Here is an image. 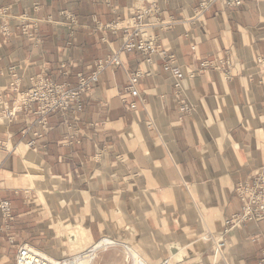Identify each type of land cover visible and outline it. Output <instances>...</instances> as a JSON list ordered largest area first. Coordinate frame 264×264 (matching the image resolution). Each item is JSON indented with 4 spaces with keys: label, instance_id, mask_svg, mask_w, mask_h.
<instances>
[{
    "label": "crops",
    "instance_id": "1",
    "mask_svg": "<svg viewBox=\"0 0 264 264\" xmlns=\"http://www.w3.org/2000/svg\"><path fill=\"white\" fill-rule=\"evenodd\" d=\"M201 1L0 0L9 14L0 27L11 31L0 34V199L14 216L9 229L0 226V257L14 250V262L30 242L56 256L80 231L86 247L109 237L147 264H261L264 221L231 230L221 254L213 250L241 208L235 186L264 168V71L255 61L264 56V0L215 1L196 16ZM149 5L157 8L145 19L150 34L187 73L179 86L160 56L122 51V64L106 67L83 95V110L50 114L28 145L38 129L32 112L5 116L17 95L11 73L21 89L38 76L73 86L119 50L122 27ZM226 55L230 79L211 69L189 75L200 59ZM136 70L141 99L123 93Z\"/></svg>",
    "mask_w": 264,
    "mask_h": 264
},
{
    "label": "built area",
    "instance_id": "2",
    "mask_svg": "<svg viewBox=\"0 0 264 264\" xmlns=\"http://www.w3.org/2000/svg\"><path fill=\"white\" fill-rule=\"evenodd\" d=\"M215 1H222L229 7H238L243 2V0H203L195 10L196 16L205 13L210 4ZM156 13L157 8L153 5L135 8L131 14L130 21L126 26L122 27L123 42L119 50L107 58L97 60L90 74H78L77 81L73 86L66 83H58L48 76H38L32 78L31 84L27 88L21 89V83L15 72L11 73L10 90L16 92L17 95L11 100L10 106L5 110V116L12 120L20 113L32 112L38 129L32 132L33 136L28 141V145L33 146L35 144L34 139L46 132L48 128L47 119L50 114L67 111L81 112L84 106L83 95L98 82L101 72L106 67L120 66L122 64L119 56L122 51L139 52L146 55L148 59L153 55L160 56L162 59V70L174 78L176 87L179 86V82L187 73L175 64L174 54L163 48L157 37L150 34V24L145 21L148 16ZM8 16V9L1 6L0 18H7ZM66 17L70 20L72 26L76 25V19L72 14L66 15ZM22 31L24 33L27 32L25 26ZM0 34L4 37H8L11 34L8 23H3L0 27ZM191 49H194V46ZM255 61L264 71V56H257ZM209 69L219 71L226 79H230L233 75L232 60L228 55L200 59L196 69L189 72V75L201 74ZM10 70H13V68L10 67ZM142 75L143 73L139 70L130 72L128 74V82L123 88V93L141 99V94L136 84ZM125 104L130 109L136 108L135 102H125ZM180 107L183 111L189 110V105L184 101H181ZM26 132V129L22 131L23 134H26ZM73 139V135H68L66 142L70 144ZM235 192L241 201V208L237 213L225 219L222 236L216 240L214 246V256L221 254L225 246V236L231 230L240 228L250 222L264 221V168L257 170L249 181L236 185ZM13 220L12 202L8 199H0V226L3 229H9ZM255 240H257V237L252 239V241ZM89 254L90 250L86 249L81 252L53 258L28 243H21L17 247L14 262L15 264H90L89 260L92 259V256ZM259 262L264 264V255Z\"/></svg>",
    "mask_w": 264,
    "mask_h": 264
},
{
    "label": "rangeland",
    "instance_id": "3",
    "mask_svg": "<svg viewBox=\"0 0 264 264\" xmlns=\"http://www.w3.org/2000/svg\"><path fill=\"white\" fill-rule=\"evenodd\" d=\"M30 243L34 245L36 249L46 253L47 255L53 258H55L56 256H57L56 258H58L59 256L61 257V256H66L69 254L81 252L82 249L86 247L85 246L86 244L77 243L76 247L71 245L72 246L71 250L67 248L64 253L60 254V252H54L56 254V256H54L53 251H50L51 253L50 252L48 253V251L43 249L41 246L39 245L37 246L36 244H34V242H30ZM40 245H42V242H40ZM13 254H14V250L6 249L5 251H2L1 253L2 256L0 257L2 259V262L0 264H14ZM128 259L125 256L124 246L119 245L112 247L109 253H106V251L104 250H98L91 264H133L132 260L130 258Z\"/></svg>",
    "mask_w": 264,
    "mask_h": 264
},
{
    "label": "bare ground",
    "instance_id": "4",
    "mask_svg": "<svg viewBox=\"0 0 264 264\" xmlns=\"http://www.w3.org/2000/svg\"><path fill=\"white\" fill-rule=\"evenodd\" d=\"M67 238L70 240V243L75 244V246L77 245V243H79V244H86L87 243L85 236L80 231H77L75 233H70V235H68ZM113 246H115V241L112 238L104 237V238H101L100 240L96 241L92 245L83 248L82 251L86 250L87 248L90 247L89 250H90V254L92 256V259L89 260V262L91 264L94 257L96 256V253L98 250H105V249H107L109 247H113ZM125 256L127 259L130 258L132 260L133 264H147L146 262H144L142 260L139 252L131 246H125Z\"/></svg>",
    "mask_w": 264,
    "mask_h": 264
}]
</instances>
